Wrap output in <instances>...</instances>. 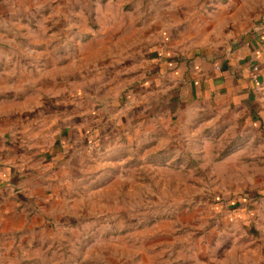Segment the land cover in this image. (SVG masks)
Wrapping results in <instances>:
<instances>
[{
  "label": "rangeland",
  "instance_id": "rangeland-1",
  "mask_svg": "<svg viewBox=\"0 0 264 264\" xmlns=\"http://www.w3.org/2000/svg\"><path fill=\"white\" fill-rule=\"evenodd\" d=\"M260 14L0 0V163L31 195L12 193L0 264H264V81L190 102L164 68L224 54Z\"/></svg>",
  "mask_w": 264,
  "mask_h": 264
},
{
  "label": "crops",
  "instance_id": "crops-1",
  "mask_svg": "<svg viewBox=\"0 0 264 264\" xmlns=\"http://www.w3.org/2000/svg\"><path fill=\"white\" fill-rule=\"evenodd\" d=\"M251 19H255V16L252 15ZM252 66H257L260 70L258 83L264 81V15L262 14L255 21L254 28L241 37L240 41L233 43L224 54L213 58L211 56L194 59L181 64L179 70L170 62H167L164 68L169 73V81L182 87L180 88L182 93L190 102H202L211 98L238 102V100L248 101L254 97L255 84L251 80L250 71ZM1 156L0 153V158ZM15 172L9 160L0 163V227L10 224L9 218L14 212L17 211L20 216L24 213V209L12 199L14 190L22 189L27 196H31L24 187L27 181L23 179L20 181ZM20 183L22 188L16 187ZM34 205L35 208L38 206L37 203Z\"/></svg>",
  "mask_w": 264,
  "mask_h": 264
},
{
  "label": "built area",
  "instance_id": "built-area-1",
  "mask_svg": "<svg viewBox=\"0 0 264 264\" xmlns=\"http://www.w3.org/2000/svg\"><path fill=\"white\" fill-rule=\"evenodd\" d=\"M251 80L254 84H257L258 83V77H259V73H260V70L257 66H252L251 69Z\"/></svg>",
  "mask_w": 264,
  "mask_h": 264
},
{
  "label": "water",
  "instance_id": "water-1",
  "mask_svg": "<svg viewBox=\"0 0 264 264\" xmlns=\"http://www.w3.org/2000/svg\"><path fill=\"white\" fill-rule=\"evenodd\" d=\"M21 201H22L23 203H25V204H28V203H29V200H26V199H24V198H22Z\"/></svg>",
  "mask_w": 264,
  "mask_h": 264
}]
</instances>
